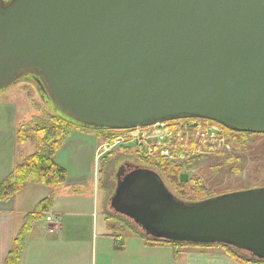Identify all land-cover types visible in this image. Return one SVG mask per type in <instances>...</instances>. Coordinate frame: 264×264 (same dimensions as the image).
Segmentation results:
<instances>
[{"label": "water", "instance_id": "obj_1", "mask_svg": "<svg viewBox=\"0 0 264 264\" xmlns=\"http://www.w3.org/2000/svg\"><path fill=\"white\" fill-rule=\"evenodd\" d=\"M29 75L87 128L198 119L264 135V0H0V91ZM126 172L111 207L147 236L264 261V188L189 203L153 170Z\"/></svg>", "mask_w": 264, "mask_h": 264}, {"label": "rangeland", "instance_id": "obj_2", "mask_svg": "<svg viewBox=\"0 0 264 264\" xmlns=\"http://www.w3.org/2000/svg\"><path fill=\"white\" fill-rule=\"evenodd\" d=\"M31 82L20 81L11 88L0 91V102H8L16 107L18 120L21 124L51 126L53 125L52 118L61 116L62 113L48 95L39 92L34 81L32 80ZM215 126L220 128L217 125ZM210 127V125L204 123L202 133L199 135L200 130L193 131L190 136L192 137L194 134L196 138H190L191 141L188 140V143L179 144V138H177V144L182 146L174 152V160L167 161L182 167V173L187 174L188 178L192 176L204 178L207 188L214 194L264 188V136L250 139L251 149L245 153H240L244 158L241 171L231 175L228 169L216 167L222 160L219 157L221 154L233 152L227 133L222 130L226 133V137L222 138L219 135L221 129L216 130ZM93 133L74 127L69 138L57 153L56 162L67 170L68 178L73 184L78 183L75 188L84 195L85 200H93L94 218L97 220V224L99 223L96 225L97 233L102 231L101 225L104 223L103 213H105L106 220L110 222V228L113 229L112 227H115V230L113 229L115 236L122 234V243H126L127 248H130L131 264H155L160 258L163 260V253H153V251L145 249L142 241L134 236V234L138 233L143 238L142 236H147L146 233L128 217L117 215L110 204V198L114 193L120 168L126 167L131 172L136 169L151 170L147 160H149V157L155 158L156 153L134 142L115 144L116 137L122 135L120 131H117V135L112 140H106L104 138L108 137L104 136L100 140ZM32 144L34 143L30 141L22 149L26 155L35 153V148ZM102 145H107V150L103 149L99 154L98 151ZM227 145L230 148L228 147L227 149ZM217 148L219 150H216ZM191 158L203 159H200V164L195 168L187 170L184 167V163ZM79 182H86V184L79 185ZM166 185L172 192V187L167 183ZM50 192L52 191L45 187L30 186L28 190V195L30 196L28 197L33 203L37 199L40 201L45 199ZM63 192L61 190L57 191L54 194L55 198L60 197ZM126 225L127 227L130 226L131 229L125 228L124 226ZM124 228V231L117 233L118 229L123 230ZM98 249H101L100 246ZM212 249L222 251V249L218 248ZM110 251V245L106 243L103 252L106 259H108ZM240 254L243 256L247 255L242 252ZM99 259L101 260L102 256H99Z\"/></svg>", "mask_w": 264, "mask_h": 264}, {"label": "crops", "instance_id": "obj_3", "mask_svg": "<svg viewBox=\"0 0 264 264\" xmlns=\"http://www.w3.org/2000/svg\"><path fill=\"white\" fill-rule=\"evenodd\" d=\"M20 125L16 107L8 102H0V185L21 161V155H26L22 149L30 142L20 147L17 144V131ZM77 184H73L68 178V184L59 190L39 186L52 191L45 199L57 191L64 192L55 198L49 212L34 224L20 264H98V261L99 264H131L130 248H127L126 243H122V234L115 236L105 213H103L105 225L102 223V231L97 233L96 225L99 223L97 224L94 218L93 200L86 201L84 195L76 190ZM80 184L84 185L86 182H79ZM30 186L37 185H29L12 201L0 202V264H6L25 216L33 213L37 205L45 200L37 199L32 203L28 197ZM50 216L54 218L52 222L47 221ZM134 236L142 241L145 249L153 253H163V260L160 258L155 264H238L223 251L216 249H191L175 257L173 249L149 248L137 233ZM106 243L111 248L108 259L103 253ZM116 244L122 248L119 249ZM99 246L101 249H98ZM99 256H102V261Z\"/></svg>", "mask_w": 264, "mask_h": 264}, {"label": "trees", "instance_id": "obj_4", "mask_svg": "<svg viewBox=\"0 0 264 264\" xmlns=\"http://www.w3.org/2000/svg\"><path fill=\"white\" fill-rule=\"evenodd\" d=\"M23 79H29L30 81L33 80L35 85L38 86L37 88L44 93L41 89V85L38 84V79L35 76L29 75ZM200 121L206 125H217L227 133L233 152L221 154L219 157L222 158V160L219 163L220 165L218 164L216 167H219V169H228L231 175H235L241 171L244 158L240 155V153H245L251 149L250 139L253 137L264 136L231 131L212 121ZM52 122L53 125L51 126H31L27 124H21L19 126L17 131L18 146H23L31 141L34 143L35 153L29 156L24 154L21 155V161L16 165L11 175L0 185V202H9L14 200L29 185L45 186L55 191L64 188L68 184L67 170L56 162V156L65 141L69 138L74 127H78L79 129L89 133L94 132L93 134H96L100 140L101 137H108L104 139L112 140V138H115L117 135V131L84 127L63 114H61V116H54L52 118ZM106 134L107 136H105ZM193 137H195L194 134ZM158 154L159 152L156 154V158L149 157L147 164L150 166L151 170L157 172L162 179L172 187V192L179 199L189 203H198L225 194H230L212 193L207 188L204 178H196L195 176H192L189 177L186 182H182L181 177L183 175H187L182 173V167L168 162L166 159L158 156ZM200 159L202 160L203 158L188 159L184 163V167L187 170H191L200 164ZM54 200L55 196L51 195L41 201L33 213L25 216L22 229L13 241L12 249L8 255L6 264H20L23 250L32 232L34 224L41 220L43 216L49 212V210L53 207ZM116 214L120 215L118 213ZM124 227L131 229L130 226L127 227V225ZM112 228L114 229L115 227ZM125 228L123 230L118 229L117 233L124 231ZM137 235L139 234L137 233ZM142 237V240H144L147 247L171 248L175 251V257H178L191 249L205 250L218 248L222 249L225 255L238 264H264V261L255 259L250 255L243 256L240 254L241 252L225 245L173 242L168 240H156L149 236ZM117 247L119 249L122 248V246L120 247L119 245Z\"/></svg>", "mask_w": 264, "mask_h": 264}, {"label": "built area", "instance_id": "obj_5", "mask_svg": "<svg viewBox=\"0 0 264 264\" xmlns=\"http://www.w3.org/2000/svg\"><path fill=\"white\" fill-rule=\"evenodd\" d=\"M203 126L204 123L200 120H182L171 123L158 124L148 128H137L133 130L120 131L122 132V135L116 137L115 144L134 142L135 144H139L144 146L145 148H149L156 154L159 152L158 156H160L161 158L173 161L174 152H176V150H178V148L182 146L179 144L183 142L188 143L189 141H191L190 138H196L193 136L191 137L190 134L193 133V131L200 130V135L203 131ZM210 126L211 129H221L216 127L215 125ZM222 130L223 129H221V131L219 132V135L222 136V138H225L226 133ZM177 138H179V144H177ZM197 140L201 141L200 139ZM228 147L229 146L227 145L226 148L228 149ZM103 149L107 150V145L100 146L98 153L100 154ZM216 150L219 149L217 148ZM53 219L54 218L50 216L47 218V221L52 222Z\"/></svg>", "mask_w": 264, "mask_h": 264}, {"label": "flooded vegetation", "instance_id": "obj_6", "mask_svg": "<svg viewBox=\"0 0 264 264\" xmlns=\"http://www.w3.org/2000/svg\"><path fill=\"white\" fill-rule=\"evenodd\" d=\"M129 173H131V171L127 170L126 174H129ZM116 189H117V184H116V187H115L114 193H113L112 197L110 198V204H111L112 198H113L114 195H115ZM112 210H113V209H112ZM114 212H115V211H114ZM115 213H116V212H115ZM122 216H123V215H122ZM144 233H145V232H144Z\"/></svg>", "mask_w": 264, "mask_h": 264}]
</instances>
